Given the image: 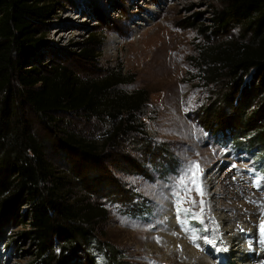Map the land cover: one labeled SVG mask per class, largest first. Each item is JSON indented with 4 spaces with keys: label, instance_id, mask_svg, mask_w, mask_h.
<instances>
[{
    "label": "rangeland",
    "instance_id": "374dc122",
    "mask_svg": "<svg viewBox=\"0 0 264 264\" xmlns=\"http://www.w3.org/2000/svg\"><path fill=\"white\" fill-rule=\"evenodd\" d=\"M51 2L55 8L42 28L44 45L33 58L41 65H65L77 77L89 80L120 69L124 82L113 90L140 97L134 123L142 133L105 143L101 156L94 159L62 148L59 133L66 129L101 144L111 133V118L58 113L55 117L59 121L47 125L29 114L33 132L52 166L74 173L91 200L104 207L106 217L97 228L99 238L118 251L125 264H200L201 256L214 261L218 257L217 264H226L221 253L214 251L220 247L218 242L208 243L210 239H206L208 250L194 247L200 251L197 257H189L186 250L178 248L184 240L200 243L208 237L209 226H219L215 216L220 210L233 224V233L240 236L241 247L251 251L248 253L256 251L251 246L254 240L240 223L244 220L253 225L264 217V172L259 167L264 161L254 149L235 150L226 134L209 133L200 116L211 91L199 78L198 54L209 43L226 39L214 34L212 24L220 3ZM236 31L232 30L229 37ZM87 40L94 42L89 47H95L90 60L78 54V46ZM189 164L199 165L202 194L190 182ZM178 206L188 211L178 213ZM172 221L178 228H168ZM180 227L187 238L179 232ZM168 234L177 240L175 248L168 247ZM95 256L97 264H106L102 253L95 252ZM29 261L20 250L0 246V264Z\"/></svg>",
    "mask_w": 264,
    "mask_h": 264
},
{
    "label": "trees",
    "instance_id": "16d2710c",
    "mask_svg": "<svg viewBox=\"0 0 264 264\" xmlns=\"http://www.w3.org/2000/svg\"><path fill=\"white\" fill-rule=\"evenodd\" d=\"M217 1L214 34L226 39L198 54L199 78L211 91L201 122L212 135L231 137L235 150L254 149L264 161V0ZM54 8L51 0H0V246L20 250L29 264H97L95 252L106 264H125L97 234L104 207L74 173L52 166L29 114L47 125L59 121L58 113L111 118V133L101 144L66 129L59 133L62 148L94 159L105 143L142 133L134 123L140 97L113 90L124 82L120 69L89 80L33 58ZM93 44L78 46L79 56L93 58Z\"/></svg>",
    "mask_w": 264,
    "mask_h": 264
},
{
    "label": "bare ground",
    "instance_id": "6f19581e",
    "mask_svg": "<svg viewBox=\"0 0 264 264\" xmlns=\"http://www.w3.org/2000/svg\"><path fill=\"white\" fill-rule=\"evenodd\" d=\"M56 30L57 32L59 31V29ZM59 36H62L61 33L59 34ZM217 211L218 213H216L215 218L217 219L219 226L215 227L214 224H212V226H209L211 229V233L208 234V237L202 238L200 240V243H195L189 239L184 240L179 243L180 246L178 248L186 250V252L189 254V257H197L200 251L194 249V247L208 250V248L210 247L206 243V239H210V241H214V243H212L214 245H216V243L218 242V246L220 247H216L214 251H216V253H221L223 260L226 261V264H264V244L261 243V240L264 239V237H262L261 235V225L262 223H264V217L258 223H254L253 225H248L244 222V220L240 223L241 227H243L248 232L249 237L254 240L253 244H251L252 248H257L256 251L254 250L252 253H248L251 251H249L248 249L246 250V248L244 247L243 249L240 245V236L237 233H233V224L230 223V219L226 217V215L222 214L220 210ZM238 218H241V216H238ZM170 224L172 225V227L170 226L168 228L176 229L177 225L174 221H172ZM178 230L185 237L187 236L182 232L181 227ZM174 232L176 233V231ZM165 240L167 244H169L168 247L175 248L177 246V240L172 235H166ZM245 247L247 246L245 245ZM214 260H209V258L201 256L200 264H217L216 262L219 259L217 257L216 261Z\"/></svg>",
    "mask_w": 264,
    "mask_h": 264
},
{
    "label": "snow or ice",
    "instance_id": "6c2138e0",
    "mask_svg": "<svg viewBox=\"0 0 264 264\" xmlns=\"http://www.w3.org/2000/svg\"><path fill=\"white\" fill-rule=\"evenodd\" d=\"M187 171H190L192 173L191 177H190V182L195 186V189L198 193L202 194L199 184H198V175L197 173L199 172V165H192L189 164L188 165V169ZM185 178H187V172L185 173ZM180 184L183 185L184 184V178H182L180 180ZM201 210H203V202H201ZM187 209H183L182 207H177V212H187ZM261 235L262 237H264V223H262L261 225ZM208 243H214V241H207ZM261 243L264 244V239L261 240Z\"/></svg>",
    "mask_w": 264,
    "mask_h": 264
}]
</instances>
